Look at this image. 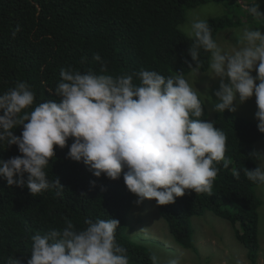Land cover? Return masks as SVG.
<instances>
[{
	"label": "clouds",
	"instance_id": "clouds-1",
	"mask_svg": "<svg viewBox=\"0 0 264 264\" xmlns=\"http://www.w3.org/2000/svg\"><path fill=\"white\" fill-rule=\"evenodd\" d=\"M245 11L264 24L257 0H251ZM184 31L193 41L192 75L201 74L200 51L210 55L209 76L219 81L215 100L207 94L208 83L201 92L183 71L165 76L141 69L114 76L99 55L93 57L102 65L99 73L61 69V82L54 90L59 101L48 99L37 105L31 87L17 82L0 93V145H15L21 155L0 159V178L9 187H27L32 196L51 189L61 195L59 179L50 181L45 169L55 158V147L64 149L71 138L68 158L83 162L97 178L104 175L115 181L123 173L138 205L144 200H154L158 206L174 204L186 191L211 195L218 165L228 168L232 160L226 158L225 132L202 119L203 97L209 98L210 111L223 114L236 113L254 96V118L264 134V34L260 28L244 27L235 34L236 43L226 49L213 38L207 19L193 16ZM21 126V135H14ZM249 158L258 163L254 170L245 168L244 175L264 188V152H253ZM232 175L240 179L236 168ZM65 223L63 229L31 237L26 264H130L127 249L116 240L119 220L85 219L82 229ZM150 260L160 264L155 254ZM6 264L23 260L9 257ZM167 264H180L179 258L170 257Z\"/></svg>",
	"mask_w": 264,
	"mask_h": 264
},
{
	"label": "trees",
	"instance_id": "trees-1",
	"mask_svg": "<svg viewBox=\"0 0 264 264\" xmlns=\"http://www.w3.org/2000/svg\"><path fill=\"white\" fill-rule=\"evenodd\" d=\"M212 2L222 3L227 11L208 19L214 39L223 31L243 26L241 10L245 20L252 17L245 11L251 0H0V93L25 82L35 93V104L59 101L54 90L61 82V69L99 73L102 65L93 59L96 55L114 76L141 69L165 76L181 71L187 75L189 64L195 66L189 55L193 41L180 26L186 11L214 5ZM257 3L264 13V0ZM209 60L210 55L201 50V71L207 70ZM202 119H207L206 108ZM212 122L227 136L226 158L232 164L228 168L218 165L211 195L186 191L174 204L158 206L154 202L180 248L197 253L191 219L211 212L230 223L235 239L246 249L249 264H257L262 202L256 194L258 186L246 179L244 169L257 166L249 157L257 152L255 143L263 134L257 124L227 111L216 113ZM22 130V126L15 129L14 135L20 136ZM73 142L70 138L64 149L55 147V158L45 169L50 181L59 179L64 188L61 195L51 189L32 196L27 187H9L0 178V264H6L9 257L26 264L36 233L63 229L66 220L82 229L85 219L98 218L119 220L116 240L127 249L130 264H151L154 253L128 235L135 195L127 189L123 173L115 181L104 175L95 177L83 162L68 158ZM19 155L17 146L0 145V159ZM232 168L240 171L239 180L233 177ZM139 205L135 207L144 208Z\"/></svg>",
	"mask_w": 264,
	"mask_h": 264
},
{
	"label": "rangeland",
	"instance_id": "rangeland-1",
	"mask_svg": "<svg viewBox=\"0 0 264 264\" xmlns=\"http://www.w3.org/2000/svg\"><path fill=\"white\" fill-rule=\"evenodd\" d=\"M207 4L196 9L186 11L185 21L181 24L180 30L188 37L184 26L188 25L193 16H199L201 19H211L215 16H221L223 12H227L222 7V3ZM230 12V10H229ZM240 13L243 15V26L239 29H228L219 33L216 41L221 47L230 48L231 44H235V34L244 27L252 29L260 28L264 34V24L258 23L253 17L245 20L244 11ZM247 19V18H246ZM250 21H257L255 23ZM210 61V60H209ZM256 75L255 71L252 73ZM189 82L193 83L201 92L205 91L204 85L208 83L210 89L208 95L215 100L213 91L218 89L219 81L213 80L209 76V68L206 71H201L199 76H194L191 73L185 75ZM205 101V108L207 111V119L212 122L216 112L210 111V100L207 96L203 97ZM257 111L255 97L251 98L245 104L241 105L236 113L237 116L243 117L250 122L257 124L254 114ZM257 152H264V134L260 141L255 144ZM258 163V162H257ZM256 163V164H257ZM256 194L262 202L261 208L258 211V245L259 252L257 257V264H264V188L258 187ZM138 197L134 198V207L130 230L128 235L136 242H141L147 246L155 255L158 256L160 264H167L170 257L179 258L180 264H249L246 258V249L234 237L233 230L228 221L217 218L211 212H205L200 217H193L191 219L192 228L194 230L193 242L197 249V253L191 250H184L177 246L167 229L165 222L161 219L154 200H144L139 207L136 201ZM134 209V210H133ZM146 215V216H142Z\"/></svg>",
	"mask_w": 264,
	"mask_h": 264
}]
</instances>
